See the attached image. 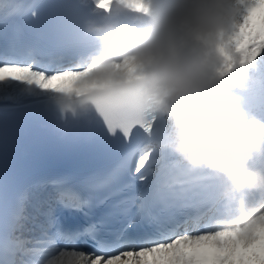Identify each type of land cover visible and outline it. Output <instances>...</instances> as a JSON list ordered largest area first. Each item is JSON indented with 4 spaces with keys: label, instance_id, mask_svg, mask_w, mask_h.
<instances>
[{
    "label": "snow or ice",
    "instance_id": "1",
    "mask_svg": "<svg viewBox=\"0 0 264 264\" xmlns=\"http://www.w3.org/2000/svg\"><path fill=\"white\" fill-rule=\"evenodd\" d=\"M240 2L243 58L264 22L253 23L256 0ZM96 6L108 4L0 0V264H264V212L226 214L217 179L167 150L163 121L73 78ZM44 142L64 150L67 171L22 166L21 148Z\"/></svg>",
    "mask_w": 264,
    "mask_h": 264
},
{
    "label": "clouds",
    "instance_id": "2",
    "mask_svg": "<svg viewBox=\"0 0 264 264\" xmlns=\"http://www.w3.org/2000/svg\"><path fill=\"white\" fill-rule=\"evenodd\" d=\"M81 26L89 46L73 78L163 121L167 150L212 174L224 212L244 220L264 212V116L245 108L261 70L264 42L249 48L240 0H105ZM96 5L97 0H90ZM264 22L256 0L253 23ZM92 106L87 105L86 110Z\"/></svg>",
    "mask_w": 264,
    "mask_h": 264
},
{
    "label": "bare ground",
    "instance_id": "3",
    "mask_svg": "<svg viewBox=\"0 0 264 264\" xmlns=\"http://www.w3.org/2000/svg\"><path fill=\"white\" fill-rule=\"evenodd\" d=\"M247 89L241 93L242 102L247 103L251 112L264 116V71L252 72Z\"/></svg>",
    "mask_w": 264,
    "mask_h": 264
},
{
    "label": "water",
    "instance_id": "4",
    "mask_svg": "<svg viewBox=\"0 0 264 264\" xmlns=\"http://www.w3.org/2000/svg\"><path fill=\"white\" fill-rule=\"evenodd\" d=\"M242 103H243V105L245 106V108L248 109V110L250 111L249 106L247 105V103H245V102H242Z\"/></svg>",
    "mask_w": 264,
    "mask_h": 264
},
{
    "label": "rangeland",
    "instance_id": "5",
    "mask_svg": "<svg viewBox=\"0 0 264 264\" xmlns=\"http://www.w3.org/2000/svg\"><path fill=\"white\" fill-rule=\"evenodd\" d=\"M261 70L264 71V62H261ZM254 72H256V71H254Z\"/></svg>",
    "mask_w": 264,
    "mask_h": 264
}]
</instances>
